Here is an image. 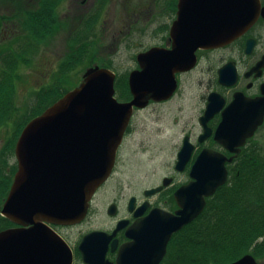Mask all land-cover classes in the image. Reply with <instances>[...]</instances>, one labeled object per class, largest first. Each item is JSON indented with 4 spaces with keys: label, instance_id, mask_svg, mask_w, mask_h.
<instances>
[{
    "label": "flooded vegetation",
    "instance_id": "obj_1",
    "mask_svg": "<svg viewBox=\"0 0 264 264\" xmlns=\"http://www.w3.org/2000/svg\"><path fill=\"white\" fill-rule=\"evenodd\" d=\"M235 1L229 0V8L236 9ZM253 1L257 11L254 23L234 38L226 37L228 27L222 23L228 15L225 0L74 2L80 10V26L86 25L79 43L89 44L91 51L114 47V58L134 61L133 69L124 74L126 79L143 70L138 57L144 54L150 60L174 54L176 67L167 68L174 76L170 92H151L143 101L145 106L133 108L112 174L96 190L86 218L70 226L46 223L71 247L72 264H86L79 246L91 232L112 236L106 260L113 263L120 248L130 243L127 231L131 227L153 212L177 214L180 207L176 195L196 182L194 165L203 152L209 164L224 160L228 172L226 183L207 199V204L222 189L237 190L243 168L264 160V0ZM134 36H144L145 43L135 41ZM129 49L135 51L129 53ZM112 71L117 79L116 99L131 102L129 79L123 90L119 73ZM163 86L161 83L160 89ZM146 113L150 115L144 117ZM189 113L191 118L186 117ZM168 149L171 154L157 165L156 153ZM12 157L16 167L15 151ZM17 170L18 166L13 177ZM95 212L98 215L93 217ZM13 228L31 227L12 225L0 232ZM98 263L102 264L100 259Z\"/></svg>",
    "mask_w": 264,
    "mask_h": 264
},
{
    "label": "water",
    "instance_id": "obj_2",
    "mask_svg": "<svg viewBox=\"0 0 264 264\" xmlns=\"http://www.w3.org/2000/svg\"><path fill=\"white\" fill-rule=\"evenodd\" d=\"M186 1L190 0H182ZM225 2L228 15L222 23L228 27L226 37L234 38L254 23L257 11L253 0H236V9L229 8V0ZM138 58L143 70L134 71L128 78L131 102L116 99V74L95 65L86 69L81 85L26 124L15 144L18 170L1 215L13 225L31 228L0 232V264H72L71 247L46 223L70 226L86 218L96 190L112 174L133 108L145 106L143 101L151 92L166 94L174 88L173 70L167 69L176 67L174 54L152 60L146 54ZM161 83L164 86L160 89ZM228 135L233 140L232 132ZM205 155L203 152L194 165L196 182L176 195L180 207L177 214L153 212L131 227L127 231L130 243L120 248L113 263L106 260L112 236L91 232L79 246L84 262L96 264L100 259L102 264H161L173 236L202 215L207 199L228 179L224 160L209 164ZM230 264L258 262L246 254Z\"/></svg>",
    "mask_w": 264,
    "mask_h": 264
},
{
    "label": "trees",
    "instance_id": "obj_3",
    "mask_svg": "<svg viewBox=\"0 0 264 264\" xmlns=\"http://www.w3.org/2000/svg\"><path fill=\"white\" fill-rule=\"evenodd\" d=\"M52 6L49 0H39L37 9L28 11L26 16L27 22H30V32L38 42L52 32L55 12ZM4 19L0 17V28ZM78 43L79 40L73 44ZM88 46L84 43L81 50L77 49L78 53H71L65 59L61 72H71L80 64L82 54L87 56L91 51ZM23 62H26V53L22 50L14 53L0 47V132L5 127L14 128L10 139L5 142V148L0 150L3 157L0 160V207L7 198L17 169V166L9 169V160L5 155L13 156L15 144L28 122L68 93L60 88L43 89L37 93L35 105L19 116L16 92L20 76L18 71ZM124 83L126 88L127 81H122V85ZM241 180L237 190H220L208 202L197 221L173 236L162 264H230L246 254L258 260L264 259V160H257L248 169L244 167ZM12 225L1 216L0 210V229Z\"/></svg>",
    "mask_w": 264,
    "mask_h": 264
},
{
    "label": "rangeland",
    "instance_id": "obj_4",
    "mask_svg": "<svg viewBox=\"0 0 264 264\" xmlns=\"http://www.w3.org/2000/svg\"><path fill=\"white\" fill-rule=\"evenodd\" d=\"M49 1L52 3V8L55 11L52 17L54 21L52 32L38 42L35 39L36 36L34 37L30 32V22H27L26 16L28 11H35L37 9L39 0H0V17L5 18L0 28V47L3 50H11L14 53L21 50L26 53V62L21 63L18 71L20 76L17 82L16 105L19 108L17 113L19 116L23 112L29 111L35 105L37 93L43 89L52 90L53 88H60L62 92H69L83 83L82 80L86 69L97 65L96 63H98V66L103 67V61L107 63L105 67L119 73L121 79L119 81L120 87L124 90L125 83L122 85V81H128L124 74L132 70L134 66V61L123 59V57L114 58V47L102 46L99 50L95 48L89 51L87 56L85 53L82 54V62L76 65L71 72H61L65 59L71 53H75L77 49L81 50L82 45L80 43H71L73 35L81 24L80 16L77 14L80 10L74 6L76 0ZM112 11L110 12L109 19L112 18ZM114 19L118 20L117 18ZM85 26V24L82 25L83 28ZM134 38H136L135 41L137 42L145 43L144 36H134ZM87 41H89L88 38ZM133 51L135 50H128L129 53ZM98 59H103V61ZM1 68L0 65V73ZM149 115L146 113L144 117ZM191 115L189 113L186 117L191 118ZM12 128L11 126L5 127L0 132V150L5 148V142L13 134L14 128ZM158 139L161 142L166 141L165 139ZM169 154H171L170 149L156 153L157 165H162L165 162V156ZM5 157L9 160V169L12 170L13 157L8 155H5ZM0 160H3V157L0 156ZM130 174L129 172L125 177H129ZM139 175H141V172L135 176L138 177ZM97 215L98 213L95 212L93 217ZM257 262L264 264V259H257Z\"/></svg>",
    "mask_w": 264,
    "mask_h": 264
},
{
    "label": "bare ground",
    "instance_id": "obj_5",
    "mask_svg": "<svg viewBox=\"0 0 264 264\" xmlns=\"http://www.w3.org/2000/svg\"><path fill=\"white\" fill-rule=\"evenodd\" d=\"M84 30H83V27L82 26H80V28H79V26H78V29H77V32L73 35V37H72V39H71V43L73 44V43H75L77 40H78V38H79V36L81 35V33L83 32ZM101 67V66H100ZM103 67H105V66H103ZM102 67V68H103ZM105 68H107V67H105ZM181 232V231H180ZM179 233V232H178ZM178 233H176V234H178ZM175 234V235H176Z\"/></svg>",
    "mask_w": 264,
    "mask_h": 264
}]
</instances>
